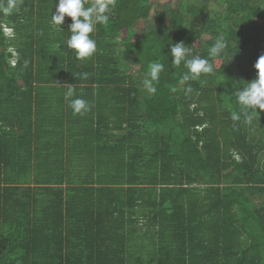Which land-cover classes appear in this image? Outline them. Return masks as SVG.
Wrapping results in <instances>:
<instances>
[{"label":"trees","instance_id":"trees-1","mask_svg":"<svg viewBox=\"0 0 264 264\" xmlns=\"http://www.w3.org/2000/svg\"><path fill=\"white\" fill-rule=\"evenodd\" d=\"M15 3L0 0V264H264V112L231 119L264 56V0H116L87 60L67 47L71 18L51 22L58 0ZM221 34L214 73L181 84L170 45L209 58ZM65 135L77 169L99 142L97 174H62Z\"/></svg>","mask_w":264,"mask_h":264},{"label":"clouds","instance_id":"clouds-1","mask_svg":"<svg viewBox=\"0 0 264 264\" xmlns=\"http://www.w3.org/2000/svg\"><path fill=\"white\" fill-rule=\"evenodd\" d=\"M164 0H160L163 3ZM16 7L15 0H9L5 11H10ZM116 7V0H58L55 3V12H52V24L59 26L63 31L62 25L65 18H71L69 31L71 35L67 39V47L74 50L77 59H90L97 52V43L93 34L97 25L107 26L112 16L113 9ZM64 32V31H63ZM170 56L172 63L179 66L183 63L188 70L180 79L181 84H186L190 80H197L201 76L213 74L215 71L213 59L221 56L228 47L227 38L224 35H218L212 47L209 49L208 57L199 55H189V48L182 42L172 43L170 45ZM255 68L258 76L246 86L237 89L235 96L238 104L241 106V112H233L231 119L239 121L243 116L244 121L251 124L260 112H264V56H260ZM164 71V65L159 60L151 62L148 66L146 78L143 81L147 92L155 94L156 84L159 82L160 75ZM87 78V74H83ZM63 87L67 89L65 98L69 100V106L74 114H84L91 110V105L84 99L72 98L75 93V85L66 84ZM191 87L187 88L191 92Z\"/></svg>","mask_w":264,"mask_h":264},{"label":"crops","instance_id":"crops-1","mask_svg":"<svg viewBox=\"0 0 264 264\" xmlns=\"http://www.w3.org/2000/svg\"><path fill=\"white\" fill-rule=\"evenodd\" d=\"M66 91L67 90H63L61 93H59V94H63V95H65V93H66ZM66 99V98H65ZM65 99H64V102H65ZM106 122V121H105ZM79 126H81L80 124H78ZM106 126V125H105ZM110 126V125H109ZM76 133H78L79 134V131L77 132L76 131ZM76 138L74 139L73 137L69 140V138H68V136L67 135H65L64 137H62L61 138V143H63L64 144V150H63V152H61V154L59 155L58 154V157L57 158H61L62 159V157L64 158V160L66 161L65 163H64V165H63V168H64V173H62V174H65V175H72V176H74V175H77V174H80L81 173V170H83V169H85L86 170V174H97V172H96V158L97 157H101V156H99V147L98 146H100V144H99V142L96 140V141H91L90 143H89V149L87 150V151H85V156L86 157H88L89 155H90V160H91V158L93 159V162H92V168L90 167V165H89V167H83L82 169H79V167H78V169H77V166H75V165H69L68 164V162H67V158H66V156H67V153H68V151H70V146H72V152H73V154H74V156H73V158L75 159V147H76ZM42 141V143H44V141L43 140H41ZM69 141H71V142H69ZM105 143V142H104ZM104 146V145H103ZM47 154L48 155H53L52 154V152L51 151H43L42 153H41V156H47ZM55 154V153H54ZM103 159H105V156L104 157H102ZM73 159V160H74ZM77 159V158H76ZM76 159H75V161H76ZM93 163H94V165H93ZM104 164V163H103ZM33 170H36L37 171V174H39V175H46V174H50V173H53V172H48L47 171V166L46 165H44L43 163H40V164H33V168H32ZM70 169V170H69ZM52 171V170H51ZM101 173L104 175V174H106V172H105V170L104 171H101ZM81 174H83V173H81ZM80 174V175H81ZM65 186H67V185H65ZM96 186H99V185H96Z\"/></svg>","mask_w":264,"mask_h":264},{"label":"rangeland","instance_id":"rangeland-1","mask_svg":"<svg viewBox=\"0 0 264 264\" xmlns=\"http://www.w3.org/2000/svg\"><path fill=\"white\" fill-rule=\"evenodd\" d=\"M154 1H155V2H157V1L160 2V0H154ZM175 1H176V0H164V2L161 3V4L166 5V4H169V3H174ZM143 26H144L143 23H140V24H139V27H140V28H142ZM8 33H10V34L12 33V35H13V31H11V30H9ZM206 38H207V37H206ZM207 39H208V38H207ZM15 62H16V61H15Z\"/></svg>","mask_w":264,"mask_h":264},{"label":"built area","instance_id":"built-area-1","mask_svg":"<svg viewBox=\"0 0 264 264\" xmlns=\"http://www.w3.org/2000/svg\"><path fill=\"white\" fill-rule=\"evenodd\" d=\"M7 31H9V30H7Z\"/></svg>","mask_w":264,"mask_h":264}]
</instances>
